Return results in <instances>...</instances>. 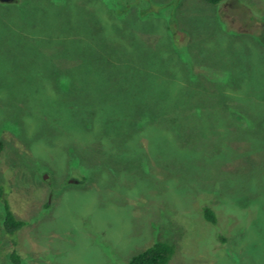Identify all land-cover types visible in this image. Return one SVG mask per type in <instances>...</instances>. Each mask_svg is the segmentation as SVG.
<instances>
[{
	"label": "rangeland",
	"instance_id": "374dc122",
	"mask_svg": "<svg viewBox=\"0 0 264 264\" xmlns=\"http://www.w3.org/2000/svg\"><path fill=\"white\" fill-rule=\"evenodd\" d=\"M0 140V264H264V0L0 1Z\"/></svg>",
	"mask_w": 264,
	"mask_h": 264
},
{
	"label": "trees",
	"instance_id": "16d2710c",
	"mask_svg": "<svg viewBox=\"0 0 264 264\" xmlns=\"http://www.w3.org/2000/svg\"><path fill=\"white\" fill-rule=\"evenodd\" d=\"M211 4H219L224 0H205ZM61 35V34H59ZM58 35V36H59ZM62 38V36H60ZM94 54V53H93ZM89 61L95 60L90 59ZM112 138V137H111ZM3 148V143L0 140V152ZM3 185L0 184V200L3 201L4 206V216L1 221L2 229L10 238L13 245L16 244V233L25 225V221L21 219H17L14 214L9 210L8 204L6 203L4 197V189ZM202 214L204 218L210 222H215L216 217L215 213L208 206L203 207ZM173 254V246L165 241H154L150 245L146 246L142 250L136 252L132 255L128 264H167ZM10 260L11 264H24L20 255L16 250H12L10 252Z\"/></svg>",
	"mask_w": 264,
	"mask_h": 264
},
{
	"label": "water",
	"instance_id": "95a60500",
	"mask_svg": "<svg viewBox=\"0 0 264 264\" xmlns=\"http://www.w3.org/2000/svg\"><path fill=\"white\" fill-rule=\"evenodd\" d=\"M0 1H5L6 2V1H11V0H0Z\"/></svg>",
	"mask_w": 264,
	"mask_h": 264
}]
</instances>
